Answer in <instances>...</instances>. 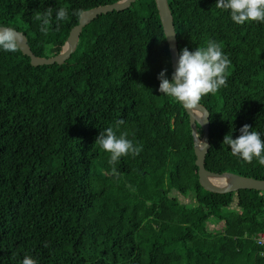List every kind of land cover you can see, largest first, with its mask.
<instances>
[{"label": "trees", "instance_id": "trees-1", "mask_svg": "<svg viewBox=\"0 0 264 264\" xmlns=\"http://www.w3.org/2000/svg\"><path fill=\"white\" fill-rule=\"evenodd\" d=\"M115 1L0 0V25L52 57L83 11ZM167 4L178 52L212 39L230 60L225 86L200 100L209 111L205 168L264 180V166L221 143L243 124L264 130V23L236 25L214 0ZM47 7L69 16L43 33L35 17ZM162 68L170 78L154 0L98 15L62 64L0 52V264L25 255L37 264H264L254 240L264 232V191L202 188L188 114L157 91ZM117 119V135L140 152L113 166L95 138Z\"/></svg>", "mask_w": 264, "mask_h": 264}, {"label": "clouds", "instance_id": "clouds-1", "mask_svg": "<svg viewBox=\"0 0 264 264\" xmlns=\"http://www.w3.org/2000/svg\"><path fill=\"white\" fill-rule=\"evenodd\" d=\"M214 4L217 10L226 12L231 22L236 25L264 23V0H214ZM68 16V10L64 7H47L35 19L40 21L39 31L46 33L48 29L45 26L51 24L53 19L59 26V22L66 21ZM18 39L19 34L14 28L0 25V52H16ZM229 64L230 60L222 51L221 44L215 40L209 39L203 46L194 47L192 50L181 47L170 78L166 77V70L163 68L157 73V91L190 110L199 122V118L207 113L200 104L201 97L214 94L225 86ZM122 123V119H117L113 126L99 131L95 138L96 145L108 153V163L113 166L122 156H135L140 152V147L134 145L126 134L117 135L114 129H118ZM238 131L239 135L235 138H232L231 132L225 133L221 143L238 160L250 163L255 159L260 166H264V130L253 131L250 125L243 124ZM198 141L205 147L199 139ZM112 172L115 174L114 167ZM20 264H37V261L25 255Z\"/></svg>", "mask_w": 264, "mask_h": 264}, {"label": "water", "instance_id": "water-1", "mask_svg": "<svg viewBox=\"0 0 264 264\" xmlns=\"http://www.w3.org/2000/svg\"><path fill=\"white\" fill-rule=\"evenodd\" d=\"M135 0H118L110 4L100 5L91 9L83 11L78 19V23L73 26L62 45L58 54L52 57L36 56L30 49L26 36L23 32L18 31V48L20 51L29 57L31 65H49V64H62L65 62L71 53L75 50L80 32L87 23L92 21L100 14L107 13L112 10H123L131 5ZM160 22L168 43V49L170 53V62L172 71L175 68L176 58L178 55L176 35L174 31V25L170 8L167 4V0H154ZM173 30V31H172ZM201 106L207 110L204 117L198 119L191 113L190 110H186L189 119V125L191 129V135L193 140V150L195 154V165L197 167V175L199 184L203 189L214 193H228L239 189H253L264 191V180L255 179L252 177L242 176L231 172H213L205 168L204 158L209 148V111L201 104ZM203 111V109H201ZM198 124L202 129V135L199 136L196 128ZM198 139L203 143V147Z\"/></svg>", "mask_w": 264, "mask_h": 264}, {"label": "built area", "instance_id": "built-area-1", "mask_svg": "<svg viewBox=\"0 0 264 264\" xmlns=\"http://www.w3.org/2000/svg\"><path fill=\"white\" fill-rule=\"evenodd\" d=\"M254 240L257 245L261 246L263 248L261 254L264 256V232L259 233L254 237Z\"/></svg>", "mask_w": 264, "mask_h": 264}]
</instances>
